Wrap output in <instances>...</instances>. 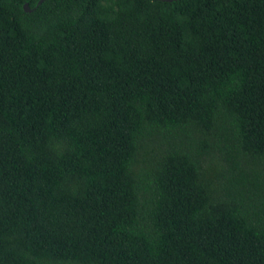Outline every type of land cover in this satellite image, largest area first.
Instances as JSON below:
<instances>
[{
	"label": "trees",
	"instance_id": "16d2710c",
	"mask_svg": "<svg viewBox=\"0 0 264 264\" xmlns=\"http://www.w3.org/2000/svg\"><path fill=\"white\" fill-rule=\"evenodd\" d=\"M40 1L0 0V264H264V0Z\"/></svg>",
	"mask_w": 264,
	"mask_h": 264
},
{
	"label": "water",
	"instance_id": "95a60500",
	"mask_svg": "<svg viewBox=\"0 0 264 264\" xmlns=\"http://www.w3.org/2000/svg\"><path fill=\"white\" fill-rule=\"evenodd\" d=\"M42 1H44V0H41L40 2H42ZM161 1H164V2H173V1H177V0H161ZM24 8L28 12L31 11L28 4L24 5Z\"/></svg>",
	"mask_w": 264,
	"mask_h": 264
}]
</instances>
